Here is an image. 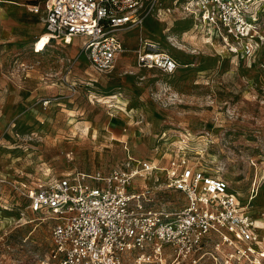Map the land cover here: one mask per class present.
I'll list each match as a JSON object with an SVG mask.
<instances>
[{"label": "rangeland", "instance_id": "1", "mask_svg": "<svg viewBox=\"0 0 264 264\" xmlns=\"http://www.w3.org/2000/svg\"><path fill=\"white\" fill-rule=\"evenodd\" d=\"M10 1L28 21L13 43L0 41V108H12L0 126V264H45L50 249L51 220L31 212L15 184L73 170L107 173L128 155L165 165L183 152L191 164L224 177L252 212L264 213V46L258 63L242 61L175 11L166 21L148 17L142 27L119 33L124 47L116 67L97 73L81 38L31 56L30 28L40 19L28 6L45 0L0 5ZM141 37L159 42L178 69L165 74L136 66ZM42 38L36 47L44 49ZM146 183L155 188L157 205L183 203L178 192L165 189L159 171ZM258 246L264 250V241ZM229 251L210 242L196 264H225Z\"/></svg>", "mask_w": 264, "mask_h": 264}, {"label": "built area", "instance_id": "2", "mask_svg": "<svg viewBox=\"0 0 264 264\" xmlns=\"http://www.w3.org/2000/svg\"><path fill=\"white\" fill-rule=\"evenodd\" d=\"M170 1L167 6L162 0H45L28 10L42 12L47 43L69 45L82 38L81 50L97 73L115 68L124 47L119 33L142 27L148 17L166 21L175 11L192 17L194 28L219 37L240 60L258 63L264 0ZM134 53L139 68L172 74L179 66L149 38H139ZM156 171L165 189L181 195L178 208L157 205L156 190L146 183ZM13 187L31 212L51 220L45 264H123L126 258L134 264H196L210 242L230 250L225 264L264 259L258 248L264 213L252 212L224 177L191 164L180 151L165 165L128 155L106 174L72 171Z\"/></svg>", "mask_w": 264, "mask_h": 264}, {"label": "crops", "instance_id": "3", "mask_svg": "<svg viewBox=\"0 0 264 264\" xmlns=\"http://www.w3.org/2000/svg\"><path fill=\"white\" fill-rule=\"evenodd\" d=\"M31 5H42V4H31ZM30 13L32 15H39V19H40L39 21L32 22V28H30L31 33L29 35L31 38H34V39H32V41H30L28 43V46H26V47H28V49H30L31 56H33V57L41 56V54L46 52V50H48L53 45L60 44L62 46H66L60 41L52 40L49 43L45 44V47L43 50L42 49L38 50V51L34 50L36 43L44 35L45 29H44V24L42 22V15H43L42 12H40V13L30 12ZM27 21H28V15L25 14V12H23V10L20 7L16 6L14 4V2L10 1V3L4 4V5L1 4L0 5V41H7L10 44L13 43V41L15 39H18L20 36L17 33L20 31V29H18V28H23V26H25L27 24ZM15 26H17V27H15ZM75 38H80V37H74L72 42L69 45H73ZM28 40H30V39H28ZM80 49H81V46H80ZM134 59H135V56H134ZM134 63L136 65L135 60H134ZM148 70H150V69H148ZM110 72H108V73H110ZM16 96H17L16 89L13 86H11L10 87V99L8 100V102L13 103V101H15V99H16ZM11 107H12V105H11ZM11 115H12V108L10 109V111H5L3 108H0V126L5 124L7 121V118ZM1 131L3 132L4 130H2L0 128V136L2 133ZM73 171H83V170H73ZM70 172H72V171H70ZM83 172H88V171H83ZM91 172H95V171H91ZM91 172H89V173H91ZM66 173H68V172H66ZM64 174L65 173H62L61 175H64ZM104 174H106V173H104ZM54 177H58V176H54ZM47 178H49V177H47ZM47 178H43V179H47ZM33 183H35V182H33Z\"/></svg>", "mask_w": 264, "mask_h": 264}, {"label": "bare ground", "instance_id": "4", "mask_svg": "<svg viewBox=\"0 0 264 264\" xmlns=\"http://www.w3.org/2000/svg\"><path fill=\"white\" fill-rule=\"evenodd\" d=\"M48 39V35L44 33L42 42L45 43V41ZM42 44V43H41ZM37 49L41 50L43 49V46H40V44L37 45Z\"/></svg>", "mask_w": 264, "mask_h": 264}]
</instances>
